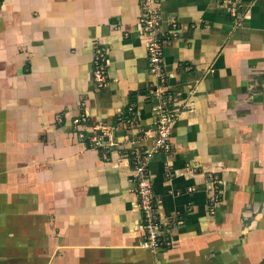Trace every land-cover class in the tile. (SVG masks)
<instances>
[{
  "label": "crops",
  "instance_id": "obj_1",
  "mask_svg": "<svg viewBox=\"0 0 264 264\" xmlns=\"http://www.w3.org/2000/svg\"><path fill=\"white\" fill-rule=\"evenodd\" d=\"M158 5L164 32L176 23L163 69L179 115L147 162L172 241L152 251L129 155L152 144L159 101L139 0H0V264H264V0ZM81 113L127 149H91Z\"/></svg>",
  "mask_w": 264,
  "mask_h": 264
},
{
  "label": "built area",
  "instance_id": "obj_2",
  "mask_svg": "<svg viewBox=\"0 0 264 264\" xmlns=\"http://www.w3.org/2000/svg\"><path fill=\"white\" fill-rule=\"evenodd\" d=\"M139 8V28L146 36V59L150 71L157 78V83L151 88V93L156 95L155 97L159 101L154 107L156 119L155 136L152 144L145 148L132 146L129 148V155L131 156L136 176L134 191L141 215L139 226L143 237L140 241V246L155 251L166 249L172 244L171 239L163 235L159 228L160 222L157 214V202L152 194V181L147 169V162L154 153L168 151L172 126L179 115L177 109L172 106L173 97L167 91V77L163 69V48L174 37L176 23L173 20L168 21L169 29L167 33L164 32L158 0H139ZM108 64L105 48L96 45L92 55V77L97 90L102 89L107 84ZM83 104L81 103L82 106ZM135 113L136 109L133 105L129 106L125 112L131 121ZM72 124L75 128H79L77 131L78 138L87 139L91 149L99 150L104 149L106 146L117 152L127 149L123 143L115 144V146L111 143L106 145L103 140L104 128L92 126L89 129L85 113H81L78 117L74 118ZM86 128L90 131L86 132ZM127 143L130 145L133 144L130 140H127ZM216 198V194H213L209 198L210 203L214 202Z\"/></svg>",
  "mask_w": 264,
  "mask_h": 264
}]
</instances>
